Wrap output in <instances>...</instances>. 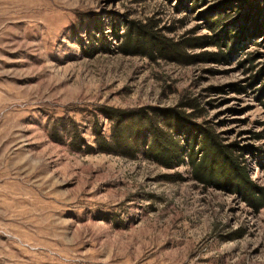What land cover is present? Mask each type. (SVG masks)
Here are the masks:
<instances>
[{"label":"rangeland","instance_id":"rangeland-1","mask_svg":"<svg viewBox=\"0 0 264 264\" xmlns=\"http://www.w3.org/2000/svg\"><path fill=\"white\" fill-rule=\"evenodd\" d=\"M136 25L183 58L123 52ZM150 118L172 167L130 155ZM169 142H217L219 184ZM237 168L264 189V0H0V264H264Z\"/></svg>","mask_w":264,"mask_h":264},{"label":"trees","instance_id":"trees-1","mask_svg":"<svg viewBox=\"0 0 264 264\" xmlns=\"http://www.w3.org/2000/svg\"><path fill=\"white\" fill-rule=\"evenodd\" d=\"M136 26L140 27L138 28L139 30H138L137 37L135 38L133 37L131 33V28L129 29V32H127V34L124 35V37L126 38V41L121 47L123 52L129 53V54L142 53L152 58L154 57V55L160 56V57L172 58L176 60H181V58H183L182 54L178 53V51L173 46H170L169 43L167 42L161 43L158 41H154L153 39H152L153 41L150 39L149 40L145 39L147 38L148 35H150L149 32L146 31L145 29L146 27L141 26V25L140 26L136 25ZM211 43H213L216 46H220V47H222V44H223L222 42L220 43V41L217 39H213ZM220 59L221 58L219 57L217 58L218 61H220ZM119 114L120 113H118L116 116V113L114 114L112 110L107 111L106 117L111 119L113 123V134L109 141L107 140L105 136H102L100 132H96L95 134V142L97 143L98 147H100V149H102L103 151L110 152L111 146L113 147L119 146V144L121 143L120 140L122 139L119 136L121 134L120 132H117L119 122L121 121V119L118 118ZM154 121H155L154 118H150L148 120V123L141 127L140 129L141 131L139 132V134L141 133L143 134V139L140 141L134 140L136 143V150L133 151V154H130V155L131 157H133V155L134 154L136 155L138 151L140 150L146 153L148 159L156 160L162 165H165L167 167H172L174 165V162L176 161H173L175 160L174 158L168 157L167 152H166L167 148L166 149L158 148V140H159L158 137L160 136L161 131L159 130V128H157L156 123ZM165 123L168 127H170L168 125V122H165ZM171 129L172 131H174V133H178L174 127H172ZM65 133L68 134L67 131H65ZM69 135L71 139L74 141L75 140L77 141V139L81 140L82 142L84 141L82 139L83 132H81L80 130H77L76 125L73 122H72V130ZM75 143L76 142H74V144ZM172 143L173 142H169V144H172ZM214 147H215V150H217V152L215 153H210L208 149L202 148V151L204 152L203 153L204 156L203 158H200L199 160L197 158V152L194 150V148L189 149V152H185L186 149L178 142L173 143L170 148L174 149L172 151H174L173 153L175 155H178L177 164H180V163L190 164L192 167V174H193L194 179L203 184L211 185L213 183L214 184L217 183L216 180H213L214 176L212 172L218 169V167L214 163L213 165H211L208 160L211 158V162L212 160L214 161L216 160V162L221 161L224 164H227V161L223 159L224 157L222 158V155H221L222 153L221 149L223 148H221V146H219L217 142L214 143ZM169 151L170 150H168V152ZM184 153H186V158H188L187 162L186 160H184V155H183ZM247 178H248V175L244 174V172L241 169L237 168L234 170L233 176L231 175V179H228V177L225 178L229 181V182H226L225 184H227L226 186L229 187L232 192L241 194V196L244 198L246 203H248L256 211H259L262 208H264V189L257 187L254 184H251L249 182V179ZM243 183H245L247 186L245 187ZM218 184L219 183H217V185Z\"/></svg>","mask_w":264,"mask_h":264}]
</instances>
